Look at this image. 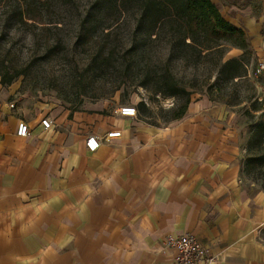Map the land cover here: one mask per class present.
<instances>
[{"label":"crops","instance_id":"0c3cea01","mask_svg":"<svg viewBox=\"0 0 264 264\" xmlns=\"http://www.w3.org/2000/svg\"><path fill=\"white\" fill-rule=\"evenodd\" d=\"M256 2L257 18L251 3L225 7L223 17L253 28L264 54V0ZM233 11L243 20L232 21ZM199 119L131 131V117L120 116L94 130L80 115L76 132L40 121L23 138L22 120L0 106V264H172L162 240L185 233L219 264H264V192L242 184L239 150L226 145L233 133L218 124L202 130ZM112 129L120 142L86 149L88 135Z\"/></svg>","mask_w":264,"mask_h":264},{"label":"rangeland","instance_id":"374dc122","mask_svg":"<svg viewBox=\"0 0 264 264\" xmlns=\"http://www.w3.org/2000/svg\"><path fill=\"white\" fill-rule=\"evenodd\" d=\"M25 1L32 7L27 9ZM249 3L257 18L256 0L215 5L223 16L225 7L246 9ZM1 4L0 74L19 78L6 86L0 77V106L17 119L35 124L49 118L52 131L70 133L76 132L75 116L93 119L88 124L95 130L100 121L118 120L124 106L137 110L127 122L131 131L139 124L165 130L200 118L195 123L202 130L218 124L233 133L234 140L226 145L233 143L239 150L241 182L262 191L264 181L254 180L243 169L250 156L253 125L264 122V90L261 79L253 75L258 62L253 28L244 27L248 40L244 49L223 45L204 51L185 44L181 24L150 21L137 3L10 0ZM19 7L27 9L22 21L15 18ZM228 15L237 21L236 11ZM233 59L237 62L225 64ZM185 105L184 116L174 119Z\"/></svg>","mask_w":264,"mask_h":264},{"label":"trees","instance_id":"16d2710c","mask_svg":"<svg viewBox=\"0 0 264 264\" xmlns=\"http://www.w3.org/2000/svg\"><path fill=\"white\" fill-rule=\"evenodd\" d=\"M4 1L10 0H0V5ZM124 2L137 3L142 8L144 17L150 21L170 20L181 24L182 37L185 44L190 47L204 51H211L223 45H231L240 49L248 47L244 30L227 21L211 0H124ZM24 5L27 9L32 7V4L27 1ZM27 9L19 7L15 18L22 21L24 15H27ZM34 21L39 22L40 20ZM187 39H189L188 43ZM234 62L237 60H229L225 64L229 65ZM0 77L1 84L9 86L19 78V75L7 78L0 74ZM185 112L186 105L181 108L174 119L182 118ZM251 135L250 156L243 169L254 180L264 181V122H256ZM262 191L264 192V188Z\"/></svg>","mask_w":264,"mask_h":264},{"label":"built area","instance_id":"2783aa9c","mask_svg":"<svg viewBox=\"0 0 264 264\" xmlns=\"http://www.w3.org/2000/svg\"><path fill=\"white\" fill-rule=\"evenodd\" d=\"M258 58L257 65L253 75L256 79H261V86L264 90V54L256 53ZM119 115L134 118L137 116V110L134 106H124L119 110ZM41 125L45 129L52 128V122L49 118H43ZM19 137H29L31 135L30 127L25 121H20L17 127ZM123 139V133L120 130L112 129L104 136L90 134L85 138L86 149L94 153L102 144L111 142H120ZM162 248L174 252L172 264H219L218 256L212 254L211 250L205 246L197 236L193 234H181L178 236H166L162 240Z\"/></svg>","mask_w":264,"mask_h":264}]
</instances>
